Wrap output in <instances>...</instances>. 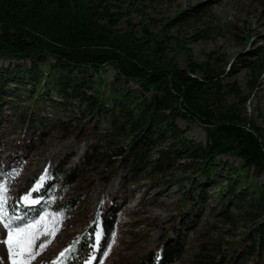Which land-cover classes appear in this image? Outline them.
<instances>
[{"label": "trees", "instance_id": "16d2710c", "mask_svg": "<svg viewBox=\"0 0 264 264\" xmlns=\"http://www.w3.org/2000/svg\"><path fill=\"white\" fill-rule=\"evenodd\" d=\"M109 2L0 0V61L9 62L0 66V129L15 119L22 130L18 143L26 148L37 135L43 137L52 128L68 133L70 118L55 113L76 111V137L82 138L88 131L97 141L86 158L109 159L111 177L119 169L126 171V188L127 182L134 185L146 172L159 176L178 164L183 166L192 171L193 179L179 207L187 226L193 222L186 212L188 205H193L195 215L199 213L209 187L218 183L217 159H240L242 164L230 175V183L221 194L226 203L222 217L251 225L231 241L216 264H264V182L256 180L264 175V136L236 104L227 103L229 94L241 95L239 88L225 84V71L211 60L191 59L187 68H181L169 58L165 40L155 36L144 40L118 30L119 19L109 12ZM188 17L187 12H179L168 26L186 22ZM245 67L252 70L249 87L253 92L264 68L254 59ZM109 68L114 71L112 76L107 75ZM21 92L29 97L25 109L15 104L21 102L15 101ZM47 106L54 115L41 114V107ZM179 119L201 126L205 144L188 138L187 130L178 125ZM118 135L128 138V143L104 158L103 151L111 150L110 144ZM3 164L0 160V170ZM204 176L202 184L199 178ZM78 177L73 170L63 181L64 189ZM63 208L64 204H58L53 210ZM47 209L46 205L29 208L22 220L36 219ZM114 226L115 220L108 217L107 232ZM168 233L138 264L159 263ZM70 245L71 254L56 261L83 264L89 253L87 245L82 240ZM167 249L168 261L179 256L177 245ZM210 255L208 249L201 248L197 264H212Z\"/></svg>", "mask_w": 264, "mask_h": 264}, {"label": "rangeland", "instance_id": "374dc122", "mask_svg": "<svg viewBox=\"0 0 264 264\" xmlns=\"http://www.w3.org/2000/svg\"><path fill=\"white\" fill-rule=\"evenodd\" d=\"M109 3V12L119 19L118 30L131 32L144 40H151L152 36L165 40L169 58L181 68H187L192 59L211 60L224 70V83L236 85L241 92L240 96L229 94L227 103L236 104L242 115L254 122L264 136V70L252 92L249 87L253 80L252 70L245 67L254 59L260 60L264 68V0H110ZM183 11L187 12L188 20L168 26L171 19ZM153 43L154 40L149 42ZM8 63L0 61V66L6 67ZM113 73L109 68L107 75ZM20 94L15 101L21 102L15 104L25 109L29 97L27 93ZM40 110L43 116L54 115L49 106ZM55 115L70 118V131L52 128L43 137L37 135L35 142L26 148L18 143L22 130L15 119L0 129V160L4 162L0 172L11 177L6 184L8 213L23 219L29 208L42 204L49 209L36 218L45 217L39 230L53 231V222L56 224L49 242L30 264H52L61 250L77 240L87 245L88 256L93 257L91 262L97 259L94 264H138L155 250L168 230L158 264H197L201 248L211 252L212 264H216L228 251L231 241L250 227L245 221L222 217V207L226 203L221 194L230 183V175L242 164L240 159L234 156L217 159L218 183L209 187L207 198L200 203L198 216L193 205H188L186 212L188 210V217L192 215L193 222L187 226L179 207L193 181L192 171L179 164L159 176L149 171L134 185L127 182L126 188V171L119 169L111 177L109 159L86 158L97 141L88 131L82 138L76 137L77 112L58 111ZM177 122L187 130L188 138L205 144L206 135L201 126L181 119ZM106 128L104 124L102 129ZM127 143L128 138L115 136L111 150L103 151L104 158L113 155L114 148ZM75 169L79 177L64 189L63 181ZM205 178H199L202 184ZM256 180L264 182V175ZM33 187L36 188L34 193L30 191ZM25 195L35 202L25 204L18 199ZM58 204H64L60 212L53 210ZM108 217L115 220L109 235ZM0 234L6 235L2 224ZM174 245L179 248V256L168 261L167 248L170 250ZM6 255V246L0 243V264H4Z\"/></svg>", "mask_w": 264, "mask_h": 264}, {"label": "snow or ice", "instance_id": "6c2138e0", "mask_svg": "<svg viewBox=\"0 0 264 264\" xmlns=\"http://www.w3.org/2000/svg\"><path fill=\"white\" fill-rule=\"evenodd\" d=\"M10 179V176L0 172V224H2L6 233V235L0 234L2 236L0 243H3L7 250L3 262L4 264H30V261L43 250L50 236L54 234L56 224L53 222V231L41 232L38 226L45 219L43 215L35 220H22L19 216L9 214L6 209L8 200L6 184L10 182ZM30 191L34 193L36 188L33 187ZM18 199L25 204L35 202L28 195L20 196ZM92 247L95 248L96 245L94 244ZM71 252L72 246L70 245L68 248L61 250L58 255L59 257H65L66 254L70 255ZM92 259V256L86 257L83 264H90ZM53 264H59V262L53 261Z\"/></svg>", "mask_w": 264, "mask_h": 264}]
</instances>
